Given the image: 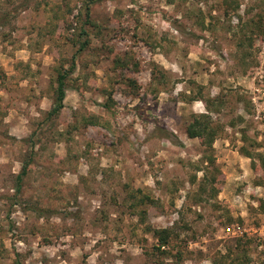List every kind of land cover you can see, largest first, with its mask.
I'll list each match as a JSON object with an SVG mask.
<instances>
[{"label":"rangeland","instance_id":"374dc122","mask_svg":"<svg viewBox=\"0 0 264 264\" xmlns=\"http://www.w3.org/2000/svg\"><path fill=\"white\" fill-rule=\"evenodd\" d=\"M263 49L264 0H0V264H264Z\"/></svg>","mask_w":264,"mask_h":264},{"label":"trees","instance_id":"16d2710c","mask_svg":"<svg viewBox=\"0 0 264 264\" xmlns=\"http://www.w3.org/2000/svg\"><path fill=\"white\" fill-rule=\"evenodd\" d=\"M90 14V8L88 9V15ZM85 34H88V32L85 30ZM89 44L88 37H85L84 41L81 43V46L79 47L77 54L79 52H82ZM77 54L73 56V61L68 69H64L63 71L59 72L58 79H57V87H56V96L54 98L53 107L51 110L47 113V118H51L52 116H58L63 108L65 107V98H66V92L68 89V83L67 79L71 73L74 72L76 69L77 63L76 58ZM106 106V105H105ZM206 119L208 116H204ZM87 123L91 122L93 124L94 120L89 118L86 119ZM188 135L190 137H204L207 140L214 141L215 139V129H212L210 127L209 120H205L202 117H196L188 126L187 129ZM28 165V164H27ZM26 164L23 165L21 174L18 176L19 178V185L17 186L18 189H20L22 182V177L27 173L28 166ZM174 228V227H173ZM173 228L166 227V228H159V229H153L154 236L159 240L160 246H158V249L161 250V247H166L171 243V240L174 238L175 234L173 231ZM165 252V251H162Z\"/></svg>","mask_w":264,"mask_h":264},{"label":"built area","instance_id":"2783aa9c","mask_svg":"<svg viewBox=\"0 0 264 264\" xmlns=\"http://www.w3.org/2000/svg\"><path fill=\"white\" fill-rule=\"evenodd\" d=\"M262 54H264V49L262 50V52H261ZM263 59H264V56H263ZM228 230H230V228L228 227Z\"/></svg>","mask_w":264,"mask_h":264}]
</instances>
